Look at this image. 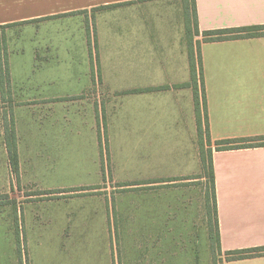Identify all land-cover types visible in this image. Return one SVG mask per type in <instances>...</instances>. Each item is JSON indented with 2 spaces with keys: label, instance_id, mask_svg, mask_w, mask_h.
Instances as JSON below:
<instances>
[{
  "label": "crops",
  "instance_id": "obj_1",
  "mask_svg": "<svg viewBox=\"0 0 264 264\" xmlns=\"http://www.w3.org/2000/svg\"><path fill=\"white\" fill-rule=\"evenodd\" d=\"M195 3L201 32L264 26V0ZM107 7L112 8L96 15L95 32L89 23L73 31L68 24ZM14 24L26 26L25 31L32 34L30 46L14 50L11 45L8 50L13 100L34 102L42 108L51 103L50 115L45 111V117L57 120L53 105L57 111L64 108L62 103L67 109L73 107L72 97L96 83V55L98 79L113 94L102 110L112 150L124 158L122 165L146 166L163 170L165 175L164 169L186 175L196 166L201 172L194 95L187 87L191 80L187 22L173 2L0 0V28ZM76 31L82 33L86 46L76 45ZM197 41L202 37L195 36ZM79 53L86 60L82 65L75 57ZM201 54L213 143L219 246L224 255L262 248L264 146L216 151V143L264 138V36L202 43ZM22 111H17V117ZM95 116L92 110L83 121L90 129L86 125L79 131L93 132ZM5 154L10 161L0 117V156ZM142 223L147 228L158 225L149 217ZM224 264H264V256L225 260Z\"/></svg>",
  "mask_w": 264,
  "mask_h": 264
},
{
  "label": "rangeland",
  "instance_id": "obj_2",
  "mask_svg": "<svg viewBox=\"0 0 264 264\" xmlns=\"http://www.w3.org/2000/svg\"><path fill=\"white\" fill-rule=\"evenodd\" d=\"M170 1L195 39L193 0ZM104 9L86 15V22L80 17L68 24L73 31L89 23L95 32L96 15ZM25 28L1 27L0 49L30 46L32 32ZM81 36L76 31V45L83 44ZM75 57L80 65L86 61L81 53ZM94 63L96 83L72 97L73 107L62 103L57 111L53 105L54 121L45 117L51 103H20L0 87L1 122L19 167L7 153L0 156V264H224L215 219L206 214L209 179L200 178L197 166L186 175L164 169L165 175L122 165L102 110L113 94L98 79L96 55ZM92 110L98 115L93 132L79 131L90 129L83 121ZM196 149L200 155L198 140ZM204 149L208 156L211 148ZM148 217L158 225L147 228L142 220Z\"/></svg>",
  "mask_w": 264,
  "mask_h": 264
},
{
  "label": "trees",
  "instance_id": "obj_3",
  "mask_svg": "<svg viewBox=\"0 0 264 264\" xmlns=\"http://www.w3.org/2000/svg\"><path fill=\"white\" fill-rule=\"evenodd\" d=\"M193 4H194V22L192 26L194 27L195 30V36L202 37V41L194 42V38L192 37L191 26L190 25L187 26V36L190 37L187 43V47H188V56H189L190 71H191V80L190 83L187 84V87L192 89L194 95L195 115H196L197 129H198L199 154L202 164L200 178L201 179L208 178L211 186L209 191L210 193L206 195V214L211 218L212 221L215 219L213 224L214 227H216L217 241L219 244L220 238H219L218 221H217L216 181H215L213 150H212L213 143L210 136L209 112L207 105L201 45L202 43H209V42H220V41L262 37L264 36V26H253V27L201 32L199 30L198 22H197L195 0H193ZM109 8L112 7H107V9ZM89 46L91 47L90 36H89ZM0 87L2 89V92L9 94L11 96L9 59H8V50L6 48L4 50L0 49ZM7 133L6 136L8 140ZM101 139H102L101 133L99 132L100 144H102ZM206 146L211 148L210 151H208V156L204 149L206 148ZM216 146H217L216 151L257 148L264 146V138L228 140L223 142H217ZM8 151L12 159L13 166L15 167L16 170H18L19 169L18 156L16 150L11 149V147H9ZM106 151L107 153H109L108 148L106 149ZM101 152L103 156L105 150L102 149ZM214 227L212 228V231ZM260 256H264V247L227 253L226 261L244 260V259L256 258Z\"/></svg>",
  "mask_w": 264,
  "mask_h": 264
}]
</instances>
